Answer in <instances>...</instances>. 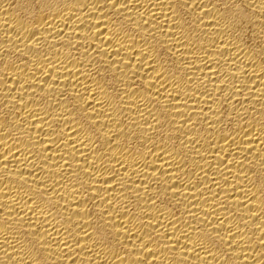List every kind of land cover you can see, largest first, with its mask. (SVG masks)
I'll use <instances>...</instances> for the list:
<instances>
[{
  "label": "bare ground",
  "instance_id": "obj_1",
  "mask_svg": "<svg viewBox=\"0 0 264 264\" xmlns=\"http://www.w3.org/2000/svg\"><path fill=\"white\" fill-rule=\"evenodd\" d=\"M0 264H264V0H0Z\"/></svg>",
  "mask_w": 264,
  "mask_h": 264
}]
</instances>
